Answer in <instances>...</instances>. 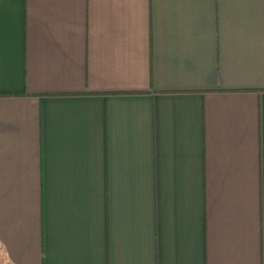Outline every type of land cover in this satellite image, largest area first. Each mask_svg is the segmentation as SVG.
<instances>
[{
	"label": "crops",
	"instance_id": "1",
	"mask_svg": "<svg viewBox=\"0 0 264 264\" xmlns=\"http://www.w3.org/2000/svg\"><path fill=\"white\" fill-rule=\"evenodd\" d=\"M0 264H264V0H0Z\"/></svg>",
	"mask_w": 264,
	"mask_h": 264
}]
</instances>
